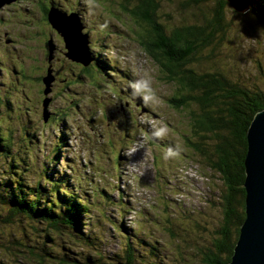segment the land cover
Returning <instances> with one entry per match:
<instances>
[{"label": "rangeland", "instance_id": "obj_1", "mask_svg": "<svg viewBox=\"0 0 264 264\" xmlns=\"http://www.w3.org/2000/svg\"><path fill=\"white\" fill-rule=\"evenodd\" d=\"M8 1L0 6V135L3 132L7 151L0 149V187L13 199V188L21 181L29 185L24 191L30 198L38 181L46 185L62 173L79 184L94 205L85 214L93 228L87 239L86 228L82 234L48 226L51 223L42 215L48 216L44 212L50 209L32 218L0 203V264H111L107 255H129L126 248L134 251L133 264H208L207 253L218 241V228L225 227L230 204L226 177L211 165L218 159L211 149L216 140L211 133L203 141L214 153L207 160L188 142L200 141L191 125L199 105L194 101L175 106L181 99L170 102L171 96L182 97L180 85L168 80L144 51L142 27L121 8L124 0ZM130 1L128 6L137 0ZM249 1L255 7L244 13L231 11L224 1L228 24L214 43L196 54V68L219 71L240 89L264 92V15L257 8L264 0ZM51 2L81 13L89 51L109 64L108 74L101 70L104 77L98 72L75 76L82 67L64 54L63 37L44 12ZM218 2L158 0L157 20L193 22L197 4L207 12ZM48 41L54 46L51 51ZM48 67H53L54 79L44 111L42 80ZM141 77L151 79L155 104L146 105L132 94L131 82ZM44 112L49 114L46 121ZM152 125L166 126L167 134L151 137ZM177 145V155L165 158L164 151ZM95 185L113 193L115 202L102 197L103 192L96 196ZM47 188H40L41 196L52 194ZM43 199L38 198L42 208Z\"/></svg>", "mask_w": 264, "mask_h": 264}, {"label": "trees", "instance_id": "obj_2", "mask_svg": "<svg viewBox=\"0 0 264 264\" xmlns=\"http://www.w3.org/2000/svg\"><path fill=\"white\" fill-rule=\"evenodd\" d=\"M224 1L219 0L218 5L214 9L209 7L207 12L202 11L205 7L199 3L197 4L199 12L195 13V21L189 20L178 24L170 22L169 20L172 17L169 16V20L162 24L157 20L158 0H137L132 6H128L129 2H132L130 0H124V3H120L121 8L126 11L129 10L137 18L136 21L139 23V27L144 29L139 30V38L144 51L151 54L152 58L160 64L161 69L168 75V80L176 81L180 85L181 91L179 94L182 97L171 96L170 102L174 104L176 100L181 99L178 104L175 103L174 105L187 106L194 101L199 105V112H193L191 125L194 127V134H197L200 141L188 140L190 145L203 152L204 154L201 155L207 160V156L209 157V154L213 156L214 153L211 150L207 151L203 145L204 140H208L211 133L216 140L212 143L211 149L215 151V155H218V159L211 165L220 167L226 177L225 180L230 191L227 200L230 204L228 213H225L224 217L225 227L220 226L218 228L219 237L216 238L218 241L214 242L215 247L210 250L211 253H207L208 264H227L231 260L234 246L239 237L240 225L246 215L244 160L248 146L247 129L253 120L254 114L264 107V92L262 90L240 89L236 83L225 79L219 71L207 73L202 72L201 67L198 70L196 68V54L201 53V49L207 47L210 43H214L212 39L214 40L219 33H223L228 24L224 15ZM51 3V5L59 7L53 2ZM258 4L257 8L262 16L264 15V6L261 3ZM47 8L45 13H48L49 8ZM95 53L91 52L93 61L88 65L71 59L73 63L76 62L75 64L82 67V70L74 72L77 78H83L84 72L90 76H94L96 72L101 73L103 77L105 76L109 64L106 60L100 59ZM101 70L105 73H102ZM213 102L217 103V106L213 107ZM9 137L11 138V136ZM4 139L3 132H1L0 149L3 150V154L7 152L6 144L2 143ZM164 141L168 143L167 140ZM60 146V143L57 144L56 149ZM158 158L161 159V156ZM7 184L9 187L12 185L9 182ZM7 184H3V186L7 188ZM16 186L13 191L17 197H13V199L8 198L7 194L4 195L5 191H3L2 186L0 187L1 204H10L13 210L32 218H34L33 215L43 214L45 209H50V213L48 211L44 212L48 216L42 215L43 220L51 223L48 226L55 228L64 226L68 229L71 228L70 231L74 230L82 234H85L84 231L86 230L88 233L85 237L90 238L89 235L93 228L88 226V222H85V214L90 211V207L94 204L87 199L89 194L85 193L84 195L81 186L72 184L67 175L60 173V176L51 178L46 185L38 181L31 187L33 193L30 198H27L28 196L24 191L29 185L24 187L20 181ZM42 186H47L46 191L49 189L52 194L48 195L46 193L44 197L41 196L40 188ZM95 186L93 193L96 196L99 197L98 193L103 192L102 197L105 196V199L111 200L113 193H108L107 188L101 189L99 186ZM38 198H44V208L39 207ZM229 198L233 201H229ZM111 201L115 202L114 200ZM117 221H114L113 224H117ZM114 226L113 228L117 231V227ZM226 227H232L233 230L230 232V229ZM84 228L86 229L84 230ZM95 237L93 236V239ZM94 243L98 245L96 241ZM155 243L159 242L156 241ZM125 252L130 254L124 255L116 252L107 255V258L113 261L111 264H133L130 256L134 251H129L126 248ZM150 263L154 264L155 261Z\"/></svg>", "mask_w": 264, "mask_h": 264}, {"label": "water", "instance_id": "obj_3", "mask_svg": "<svg viewBox=\"0 0 264 264\" xmlns=\"http://www.w3.org/2000/svg\"><path fill=\"white\" fill-rule=\"evenodd\" d=\"M4 1L0 0V6ZM228 5L235 11L244 13L252 5L249 0H227ZM75 15V14H74ZM67 14L57 11L53 7L49 10L51 25L64 37L69 51L67 54L87 65L88 59L83 58L73 46H84L88 49L87 41L79 30V26H67ZM75 17H77L75 15ZM77 27V29H75ZM51 49L53 45L51 44ZM54 79L52 71L43 77L48 91ZM49 98L44 100L47 106ZM47 116V115H46ZM247 155L244 160L246 189L245 211L246 218L240 226V236L236 244L233 258L227 264H264V107L254 114L247 130Z\"/></svg>", "mask_w": 264, "mask_h": 264}, {"label": "bare ground", "instance_id": "obj_4", "mask_svg": "<svg viewBox=\"0 0 264 264\" xmlns=\"http://www.w3.org/2000/svg\"><path fill=\"white\" fill-rule=\"evenodd\" d=\"M2 1H4L3 3H5V2H9L8 0H2ZM11 1V0H10ZM251 2V1H250ZM2 3V4H3ZM251 4H252V2H251ZM54 9H56L57 11H60V12H63V13H65V14H67L68 16H67V18H66V22H67V26L69 27V28H72V27H74V26H79V30H81V33L83 34V35H85V37L84 36H81L82 37V39L84 40V41H87V43L90 45V41H88L87 40V31H85V30H82V28H83V20H82V17H81V15L79 14V12H77V13H74V14H79L80 15V17H81V20L80 19H78L77 17H75V15L74 14H72L74 11H71V12H67V11H65V10H63L62 8H59V7H57V6H54V5H51ZM253 6V4L250 6V8ZM230 7V6H229ZM51 8V7H50ZM50 8H49V10H50ZM228 8V7H227ZM230 9H231V11H235V9L234 8H232V7H230ZM49 10H48V17H49ZM71 13V14H70ZM48 21L50 22V20H49V18H48ZM51 23V22H50ZM85 26V25H84ZM56 29V28H55ZM75 29H77V27H75ZM58 32V31H57ZM59 33V32H58ZM61 35V34H60ZM62 36V35H61ZM63 37V36H62ZM63 41H64V43H65V47H66V50H64V54L68 57V58H70V59H72L73 61H76V62H81V63H84L83 61H80V60H76V59H73V58H71L68 54H67V52L69 51V48L67 47V44H66V41L64 40V37H63ZM49 42V49H50V51L52 50L51 49V44H50V41H48ZM88 46V45H87ZM54 47V46H53ZM73 49L75 50V49H77V51H79V53H80V55L83 57V58H86V59H88V62H87V65L88 64H90V63H92V61H93V56H91V52H92V50H90L89 51V49H87L86 47H84V46H78L77 48H75V46H73ZM51 57V56H50ZM110 69V74L112 75L114 72H112V70H111V68H109ZM53 70V67H48L47 68V71H46V75H47V72L49 73L50 71H52ZM108 73H109V71H108ZM108 73H106V74H108ZM53 74V73H52ZM96 74V73H95ZM97 75V74H96ZM54 76V75H53ZM43 82H44V80H42ZM44 85H45V83H44ZM46 86V85H45ZM45 88V87H44ZM50 89H51V86H50ZM50 89L48 90V91H44V89H43V93H44V98H43V105H44V100L46 99V98H49L48 96H47V93L50 91ZM48 105V104H47ZM45 106V105H44ZM143 106V105H142ZM46 107L47 106H45V109H44V111H47V109H46ZM143 108H144V106H143ZM259 111V110H258ZM257 111V112H258ZM256 112V113H257ZM47 115V116H46ZM49 114H48V112H46V114H45V112H44V116H43V118H44V120L46 121L47 119H48V116ZM248 130V129H247ZM246 137H247V134H246ZM171 142V141H170ZM247 155V154H246ZM246 158V157H245ZM245 191H246V189H245ZM245 197H246V194H245ZM245 206H246V203H245ZM245 213H246V211H245ZM245 218H246V215H245ZM244 218V219H245ZM243 222H244V220H243ZM243 222L241 223V225L243 224ZM240 225V226H241ZM239 236H240V233H239ZM238 240H239V237H238V239H237V241H236V244H237V242H238ZM236 244H235V246H234V250H235V247H236ZM233 254H234V251H233ZM233 254H232V256H231V259L233 258ZM230 262V261H229Z\"/></svg>", "mask_w": 264, "mask_h": 264}, {"label": "clouds", "instance_id": "obj_5", "mask_svg": "<svg viewBox=\"0 0 264 264\" xmlns=\"http://www.w3.org/2000/svg\"><path fill=\"white\" fill-rule=\"evenodd\" d=\"M132 89V94L134 96H139L143 103L147 104H155L156 97H155V91L152 88V82L150 78L147 77H141L131 82L130 85ZM168 129L164 125H152L151 130V137L153 138H159L163 137L167 134ZM132 151H135V149H132ZM179 151V145L176 146V149H173L172 147H168L164 151V157H173L176 156Z\"/></svg>", "mask_w": 264, "mask_h": 264}, {"label": "flooded vegetation", "instance_id": "obj_6", "mask_svg": "<svg viewBox=\"0 0 264 264\" xmlns=\"http://www.w3.org/2000/svg\"><path fill=\"white\" fill-rule=\"evenodd\" d=\"M52 3H50V5H51ZM60 5V4H59ZM47 8V6L45 7V9ZM69 8V7H68ZM68 8H66V9H68ZM65 9V10H66ZM67 11V10H66ZM72 11H74V10H72ZM44 12H45V10H44ZM68 12H71L70 10H68ZM79 12V11H78ZM46 15H47V19H48V13H45ZM79 14L81 15V13L79 12Z\"/></svg>", "mask_w": 264, "mask_h": 264}]
</instances>
